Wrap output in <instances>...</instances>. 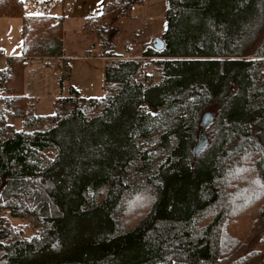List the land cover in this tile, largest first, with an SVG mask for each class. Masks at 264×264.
<instances>
[{"label": "trees", "instance_id": "16d2710c", "mask_svg": "<svg viewBox=\"0 0 264 264\" xmlns=\"http://www.w3.org/2000/svg\"><path fill=\"white\" fill-rule=\"evenodd\" d=\"M143 1L103 0L104 95L70 86L51 114L37 115L23 94L26 60L60 56L63 27L25 14L22 0H0V17L23 22L22 56L0 69V264L255 259L248 247L264 222V0H166L163 47L151 42L140 58H118L115 26ZM60 69L62 84L67 60ZM204 113L212 119L195 155Z\"/></svg>", "mask_w": 264, "mask_h": 264}, {"label": "crops", "instance_id": "0c3cea01", "mask_svg": "<svg viewBox=\"0 0 264 264\" xmlns=\"http://www.w3.org/2000/svg\"><path fill=\"white\" fill-rule=\"evenodd\" d=\"M33 1L42 4L49 0ZM30 7L31 11L24 10L25 14H38ZM102 12L103 0H55L49 16L53 22L61 21L62 54L27 57L23 73V94L34 98L37 115L51 114L54 100L66 95L70 86L86 98L104 95L103 72L107 57L98 54L99 34L98 28H94L96 22L102 20ZM22 26L21 17H0V69L5 68L6 57L22 56ZM132 51L121 52L115 48L120 58H140V55L131 57ZM61 60H67L70 66V76L62 84Z\"/></svg>", "mask_w": 264, "mask_h": 264}, {"label": "rangeland", "instance_id": "374dc122", "mask_svg": "<svg viewBox=\"0 0 264 264\" xmlns=\"http://www.w3.org/2000/svg\"><path fill=\"white\" fill-rule=\"evenodd\" d=\"M23 6L26 12L31 11L30 6L26 4H23ZM165 8L166 0H144L142 4L134 5L130 11V15L122 18L116 24L115 30L112 33V41L116 43V48L123 52L128 49V45H131L134 49L131 52V57L140 55L143 49L142 45L153 42L154 39L152 38H159L162 31L165 30ZM103 25H109L108 20L102 19L97 21L94 28L99 29ZM142 61H144L145 68L150 70L151 66L148 64V58H144ZM0 91L3 92V90ZM8 116H6L8 123L14 125L18 130L22 129L23 122L21 119ZM12 224L24 236L29 237L33 234L26 221L12 219ZM263 235L264 222L248 247V251H255L257 254L252 264H264V242H260Z\"/></svg>", "mask_w": 264, "mask_h": 264}, {"label": "water", "instance_id": "95a60500", "mask_svg": "<svg viewBox=\"0 0 264 264\" xmlns=\"http://www.w3.org/2000/svg\"><path fill=\"white\" fill-rule=\"evenodd\" d=\"M164 43L161 38H155L153 40V46L156 49H161L163 47ZM212 116L209 113H204L202 116V120L200 123V132H199V138L196 146L194 147V154L197 155L200 153V151L204 148L206 144V139L204 136V130L207 127V125L211 122Z\"/></svg>", "mask_w": 264, "mask_h": 264}, {"label": "built area", "instance_id": "2783aa9c", "mask_svg": "<svg viewBox=\"0 0 264 264\" xmlns=\"http://www.w3.org/2000/svg\"><path fill=\"white\" fill-rule=\"evenodd\" d=\"M22 2H23V4L30 5V6L34 7L37 10V13L39 15L49 16L50 12H51L52 5L54 4L55 0L45 1L42 4L34 2L33 0H22ZM128 50L132 51L133 47L131 45H129ZM6 213L8 214L9 211H6Z\"/></svg>", "mask_w": 264, "mask_h": 264}]
</instances>
